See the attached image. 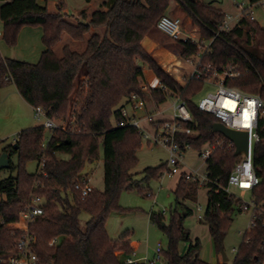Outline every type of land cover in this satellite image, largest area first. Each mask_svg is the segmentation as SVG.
<instances>
[{
  "label": "trees",
  "instance_id": "1",
  "mask_svg": "<svg viewBox=\"0 0 264 264\" xmlns=\"http://www.w3.org/2000/svg\"><path fill=\"white\" fill-rule=\"evenodd\" d=\"M49 1L55 0H44L46 4L39 0H0L5 43L14 47L23 28L40 27L45 46L36 64L4 58L0 53V94L6 84H14L29 105L42 107L50 118H75L70 124L73 130L56 129L49 138L43 126L23 130L16 140L17 148L13 145L5 151L9 158L18 155L19 159L17 165L10 159L8 168L16 175L0 181V260L18 254L16 242L20 233L10 224L16 223L30 199L39 195L46 200L44 212L30 227L37 239V264H126L119 253L126 258L134 252L133 234L127 230L112 238L107 230L109 217L131 211L120 205L123 192L143 191L142 182L159 180L167 170L166 163L150 167L137 180L132 171L139 162L137 154L143 137L135 128L116 126L121 119L120 108L132 94L142 92L144 65L164 88L148 87L154 101L161 105L180 97L191 113L192 122L183 127L191 128L196 135L184 137L182 143L199 154L208 145L216 146L206 161L211 182L206 188L207 205L200 223L207 226L215 250L222 252L235 208L241 212L242 202L225 188L244 157L236 156L231 141L213 131L218 120L199 110L195 99L205 82L191 79L187 86L180 85L146 51L142 41L154 38L190 58L200 53L190 39H174L158 28L160 19L170 13L172 3L187 13L198 26L201 38L209 41L219 31L226 14L213 4L198 0H107L90 17L82 13L77 23H71L62 14L64 3L58 12H51ZM243 13L237 27L212 41L202 62L218 72L234 67L240 75L227 78L226 85L264 99V27L249 18L248 9ZM99 29L102 32H97ZM66 34L77 42L90 35L85 50L77 52L65 45L62 55H57L54 49ZM258 132L261 141L254 147L253 166L260 183L251 190V199L261 209L255 225L244 233L231 264L264 263V119ZM101 146L105 188H94L82 200L76 183L86 176V165L99 159ZM31 161L38 162L34 174L26 169ZM199 190L198 183L181 175L174 191L177 207L169 224H163V213L150 215L151 222L159 225L168 238V248L162 253L166 264H211L201 258L199 238L193 240L184 226L186 218L193 214L184 203L197 202ZM178 206L183 207L182 212ZM83 212L90 215L85 224L80 220ZM55 238L57 243L50 246ZM181 242L189 243L183 255L179 252Z\"/></svg>",
  "mask_w": 264,
  "mask_h": 264
},
{
  "label": "rangeland",
  "instance_id": "2",
  "mask_svg": "<svg viewBox=\"0 0 264 264\" xmlns=\"http://www.w3.org/2000/svg\"><path fill=\"white\" fill-rule=\"evenodd\" d=\"M106 0H55L47 3L49 10L58 12L59 7L64 3L62 14L65 19L71 23H76V20L80 19L81 14L78 12L82 9H88L90 12H94L100 9L101 4ZM204 4H213L217 8L221 9L228 16L239 17L244 8H250V13H253L256 21L264 27V10L261 7H252L249 0H198ZM41 4H46L41 1ZM57 2L58 4H55ZM237 3L243 4V7H238ZM173 9L170 10L168 16L180 18L182 20L181 30L183 34L181 37L196 36L201 38L198 26L193 20L178 7L175 3H172ZM65 8L70 15L64 14ZM91 14V13H90ZM90 14H86L88 17ZM77 16V19L74 17ZM0 29L3 32V23L0 18ZM102 32V29L97 30ZM65 38L57 49V55H62V48L65 45H69L73 51L83 52L86 48L87 40L90 35L86 37L83 42L74 41L69 35H64ZM150 38V37H149ZM3 37L0 39V41ZM150 41L155 43V47L151 50L146 51L157 61V63L168 73L174 80L180 85L187 86L189 73L193 70L192 63H189V59L182 57L178 51L172 50L158 40L150 38ZM173 43V42H171ZM209 40L205 41L208 44ZM24 41L21 44L22 49H25ZM2 48H6L4 44L0 43ZM9 47V46H8ZM12 48V47H9ZM197 62V59H192ZM144 77L142 78L143 86L146 84L150 87H156L159 81L155 74L148 68L147 65L143 66ZM147 86V87H149ZM216 87L211 84H206L201 93L196 97L198 103L202 98L206 97L209 93H215ZM149 97L152 96L149 94ZM153 99V97L151 98ZM154 100V99H153ZM149 104L152 105L151 100ZM154 102V101H153ZM156 103V102H155ZM173 100H168L166 103L159 105L160 112H162L157 118L161 119H172V106ZM71 117L65 119L70 121ZM56 123L62 124L64 119H55ZM65 123V122H63ZM43 122L37 120L35 117L34 109L22 98L17 91L14 84H6L0 94V155L8 150L9 147L16 144V137L23 130L42 126ZM51 131L46 130V138H49ZM139 162L134 168L132 173L135 175L137 180H141L144 176V170L150 167H157L169 158V154L166 149L158 145H151L143 141L142 147L138 152ZM103 148L100 147L99 159L93 163L86 165L83 174L88 175L91 178V183L99 191H103L105 188L104 182V164H103ZM11 162L14 165L18 164V155L11 156ZM185 166L182 168V172H190V170L200 169V173L206 172L207 165L205 159L199 156V152L193 149H189L185 155ZM38 168L37 161H31L28 163L26 169L30 174L36 173ZM15 176L16 172L10 169L0 170V181ZM181 175L169 176L165 174L159 180H151L150 182H142L144 186L143 191L134 189L131 191H125L120 197V205L124 208H130L131 211L125 214L113 213L107 222V230L112 238H118L124 231L132 232V241L138 244L136 257L141 261L145 262L148 259L152 262L156 257V250L158 244L161 243L164 250L168 248V238L163 233L159 225L154 224L150 220L152 212L163 213L165 220L163 224L168 225L171 219V213L175 210L176 200L174 191L177 187ZM230 192L237 199H240L244 203H251V191H242L237 187H231ZM150 193V195H149ZM186 207L193 210V214L186 218L184 226L190 231L191 238L194 240L199 238L202 249L201 258L208 263L212 264H231L234 260L236 253L234 249H238L243 235L247 230L251 228V220L253 218L254 211L251 208L248 211L240 212L238 207L235 208L233 216V224L224 239L222 252L218 253L215 250L213 240L211 239L207 226L200 223V215L203 216L206 205H207V190L201 188L198 194L197 202L187 201L184 203ZM202 207L200 210L199 208ZM178 211L182 212L183 207L178 206ZM90 218V215L83 212L80 215V220L85 224ZM189 243L181 242L179 244L180 254H185L188 250ZM223 253L228 258L227 262L223 261ZM120 259L124 260L125 256L120 255ZM164 263H166L163 260Z\"/></svg>",
  "mask_w": 264,
  "mask_h": 264
},
{
  "label": "built area",
  "instance_id": "3",
  "mask_svg": "<svg viewBox=\"0 0 264 264\" xmlns=\"http://www.w3.org/2000/svg\"><path fill=\"white\" fill-rule=\"evenodd\" d=\"M250 4L252 7H261L264 10V0L250 2ZM237 6L241 8L243 4L237 3ZM246 9L249 10V18L252 21H256L254 14L250 13V8H244L239 17L225 15L223 22L219 26V31L208 44H205V39H199L196 36L181 37L183 32L181 30L182 20L180 18L165 15L158 23L160 31L174 39H190L200 51L198 55L188 58L189 63L193 65V70L189 73L188 81L191 79L203 80L205 84L215 86L216 91L215 93H209L198 102L199 110L213 115L218 122L232 130L246 131L249 133L248 156L243 155V161L236 166L225 188L226 192L230 194L231 187H237L242 191H251L260 183L259 177L253 166V151L255 145L261 141L258 130L260 128V121L264 119V99L259 95L246 94L236 88L226 85L227 78H235L240 75L239 72L234 71V67H230L223 72H218L212 65L203 63L202 58L203 54L212 44V41L219 36V34L230 32L238 26L240 20L244 16L243 12ZM2 37L3 32L0 29V39ZM192 59H197V62H194ZM160 87L163 88L162 85H160ZM149 94L148 87L146 86H142L141 93L132 94L127 104L120 108L119 115L121 119L116 126L135 128L143 137V141L151 145L161 146L167 150L169 158L166 161L167 170L164 175H185L187 180L198 183L199 188H207L211 180L206 172L200 173L198 170L182 172V168L185 166V155L190 149V146L182 143L181 140L184 137H193L196 135L191 128L183 127L184 124L192 122V116L186 103L180 97L174 98L172 106L170 107L172 110V119H161L159 117L157 118V116L162 113L160 112V107L151 99L152 97H149ZM148 99L151 100L152 105L149 104ZM34 112L36 119L43 122L42 126L45 130H73V127L70 128V124H74L75 118L70 119V121L64 120L63 122L65 123L62 122V124H58L55 119L48 116L47 111L42 107H34ZM18 138L19 135H17L15 141ZM232 146L235 148L233 143ZM215 148V145H208L199 156L207 161ZM43 167L44 161L41 164V168ZM75 189L80 193L81 199L85 200L94 191L90 176L86 175L79 180L76 183ZM45 204L46 200L44 197L39 195L32 197L21 211L19 220L16 223L10 224V227L15 232L20 233L16 242L18 254L0 260L1 264L38 263L39 259L35 252L37 239L31 233L30 227L36 217L43 214ZM260 207L261 206L255 200H252L251 203L241 202V212L248 211L251 208L254 211L251 220V228L255 225L257 213H259L261 209ZM199 209L201 210L202 207ZM165 211L166 210H164V213ZM202 217L203 216L200 215V219ZM56 243L57 238L51 241L50 246H54ZM163 251L162 244L159 243L156 250V257L152 262L145 259V262L141 263L139 259L135 258L136 253L134 252L127 256L124 261L126 264H166L163 262ZM233 252L237 253V249H234Z\"/></svg>",
  "mask_w": 264,
  "mask_h": 264
},
{
  "label": "crops",
  "instance_id": "4",
  "mask_svg": "<svg viewBox=\"0 0 264 264\" xmlns=\"http://www.w3.org/2000/svg\"><path fill=\"white\" fill-rule=\"evenodd\" d=\"M41 1H44V0H41ZM88 1H91V0H88ZM106 1H104L103 3H105ZM39 2H40V0H39ZM55 4H58V3L55 2ZM172 9H173V5L171 6V10ZM51 12H53V11H51ZM82 13H85V14H90L91 13L92 14L93 12H90L88 9H82V10H80L78 12V15H80ZM64 14H67V16L70 15L66 8H65ZM74 18L77 19V16H75ZM78 21L79 20L77 19L76 23ZM42 37H43V29L42 28H40V27H25V28H23L21 30V32L19 34L18 43H17L16 46H14L12 48H9L8 45L5 43V41L3 39L0 41V43L2 42L4 44V46L6 47V48H2L1 45H0V53H1V55L4 58H9V59L11 58V59H16V60H20V61L36 64V63L39 62V60L41 58V55H42V53L45 50V46H44V44L42 42ZM63 38H65V37L63 36ZM23 41L25 43L24 44L25 45V49L20 48ZM60 44L54 49L55 52L59 48ZM142 44L148 51H151L155 47V43L151 42L149 37L144 38V40L142 41ZM56 54H57V52H56ZM160 85H161V83L159 81L158 86H156L154 88H157ZM145 86L147 87L149 85L146 84ZM30 107L32 109H34V107H32L31 105H30ZM197 170L200 171V169H197ZM206 190L208 192V189H206ZM163 213H164V211H163ZM132 246L134 248V252L138 250L137 249L138 244L136 242L132 241ZM120 255H122V253H119V256ZM223 261L227 262L228 258H227V261H225L224 258H223Z\"/></svg>",
  "mask_w": 264,
  "mask_h": 264
},
{
  "label": "water",
  "instance_id": "5",
  "mask_svg": "<svg viewBox=\"0 0 264 264\" xmlns=\"http://www.w3.org/2000/svg\"><path fill=\"white\" fill-rule=\"evenodd\" d=\"M213 131L219 133L231 141L235 145V155L236 156H248L249 152V133L246 131L232 130L226 127L220 122H216L213 125ZM17 148V144H14ZM10 166V158L8 153L4 152L0 155V170L7 169ZM223 258L227 261L226 255L223 253Z\"/></svg>",
  "mask_w": 264,
  "mask_h": 264
}]
</instances>
